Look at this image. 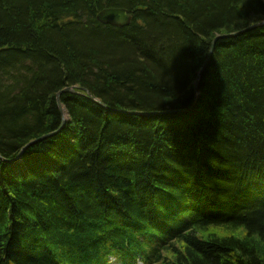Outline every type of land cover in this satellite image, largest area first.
<instances>
[{"label":"trees","instance_id":"1","mask_svg":"<svg viewBox=\"0 0 264 264\" xmlns=\"http://www.w3.org/2000/svg\"><path fill=\"white\" fill-rule=\"evenodd\" d=\"M123 8L129 27L98 15ZM264 0H0V264H264Z\"/></svg>","mask_w":264,"mask_h":264},{"label":"water","instance_id":"2","mask_svg":"<svg viewBox=\"0 0 264 264\" xmlns=\"http://www.w3.org/2000/svg\"><path fill=\"white\" fill-rule=\"evenodd\" d=\"M98 20L102 23V24H106V25H111V26H114V27H129V24L131 23L132 21V15L129 13V11H127L126 9H123V8H106L104 11H102L99 15H98ZM260 27H264V22H259L258 24H254V25H251V26H248L247 29H244V30H241V31H238V32H235V34H224V36H219L217 37L213 42H212V48L210 50V53L207 57V60L203 66V68L201 69L202 72L199 74L198 76V79H197V83L195 85V89H194V94H195V98H194V101L192 103V107L190 110L188 111H185V110H180L178 113H188V112H191L192 110H195L199 105V102H200V98H201V94H200V86H201V77L205 71V69L207 68L209 62L211 61L212 59V56H213V53L216 49V44L219 40H224V39H228V38H234L235 36L237 35H243V34H246L248 31H251V30H255V29H259ZM63 94H74L76 96H81V97H84V98H88L90 101L98 104L99 106H101L102 108L104 109H107V110H110L112 111L113 113H116V114H125V115H138V116H156V115H161V114H168V113H161V112H156V113H149V112H136V111H124V110H114V109H109L102 101H100L98 98H94L90 93H88L86 91V89H77L76 87H73V88H65L63 90H61L60 93L57 94V97H56V100L58 101V108L59 110L61 111V114H62V126L59 130L55 131V132H52V133H49L47 135H44L32 142H30L28 145H26L20 152L19 154L17 155V157L13 160H7L5 158H3L1 155H0V159L3 160L4 162H7V163H10V164H13V163H16L18 161H20V159H22V157L25 155V152L31 147L33 146L34 144L36 143H39L47 138H50V137H53L55 136L56 134L60 133L61 131H63V128H65V126L67 125V117H65V111H64V106H63V103H62V100H61V96Z\"/></svg>","mask_w":264,"mask_h":264},{"label":"rangeland","instance_id":"3","mask_svg":"<svg viewBox=\"0 0 264 264\" xmlns=\"http://www.w3.org/2000/svg\"><path fill=\"white\" fill-rule=\"evenodd\" d=\"M66 112V111H65ZM67 114V113H66ZM67 121H68V114H67ZM112 264H119L114 261V259H111Z\"/></svg>","mask_w":264,"mask_h":264},{"label":"bare ground","instance_id":"4","mask_svg":"<svg viewBox=\"0 0 264 264\" xmlns=\"http://www.w3.org/2000/svg\"><path fill=\"white\" fill-rule=\"evenodd\" d=\"M65 117H67V114H66V112H65Z\"/></svg>","mask_w":264,"mask_h":264}]
</instances>
